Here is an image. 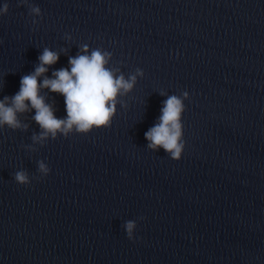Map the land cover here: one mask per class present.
Listing matches in <instances>:
<instances>
[{
  "label": "water",
  "instance_id": "water-1",
  "mask_svg": "<svg viewBox=\"0 0 264 264\" xmlns=\"http://www.w3.org/2000/svg\"><path fill=\"white\" fill-rule=\"evenodd\" d=\"M6 2L0 99L44 47L68 49L49 77L81 43L145 75L109 128L33 145V110L20 117L27 130H0V264H264V0H31L38 24L20 0ZM161 91L190 95L180 161L144 135ZM18 170L30 185L15 182Z\"/></svg>",
  "mask_w": 264,
  "mask_h": 264
},
{
  "label": "clouds",
  "instance_id": "clouds-1",
  "mask_svg": "<svg viewBox=\"0 0 264 264\" xmlns=\"http://www.w3.org/2000/svg\"><path fill=\"white\" fill-rule=\"evenodd\" d=\"M22 6H27L32 16L33 24H38L37 17L42 18L41 8L31 3V0H20ZM10 5L6 0H0V17L9 13ZM64 39L72 41L73 36L65 33ZM4 43L0 40V46ZM75 56H68V66L52 70L57 64L61 53L67 54V48L54 50L44 47L39 56V63L34 71L23 75L19 90L0 99V130L5 128L13 131L27 130L28 125L21 116L32 114V121L40 128L39 134H33V145L44 146L49 140L63 136L68 138L73 134L88 135L94 130L111 127L119 108L127 109L123 98L129 96L140 78L145 73L141 68L127 75L112 64L113 55L105 48H92L87 43H81ZM61 95L64 100L66 115L58 117L55 95ZM165 95L160 115L157 121L145 132L148 148L153 152L163 149L167 155L180 161L186 149L184 139L183 115L186 111L185 101L190 99L187 91L181 95ZM33 145H24L27 151L35 152ZM38 171L41 177H47L51 169L44 160L38 161ZM13 179L20 185H30L32 177L26 170H18ZM140 219H144L141 217ZM129 240H136L138 224L134 220L125 221L123 225Z\"/></svg>",
  "mask_w": 264,
  "mask_h": 264
}]
</instances>
